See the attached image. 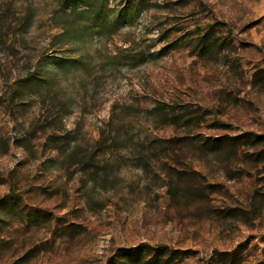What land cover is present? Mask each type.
<instances>
[{"label":"rangeland","instance_id":"1","mask_svg":"<svg viewBox=\"0 0 264 264\" xmlns=\"http://www.w3.org/2000/svg\"><path fill=\"white\" fill-rule=\"evenodd\" d=\"M127 7L0 0V264H264V0Z\"/></svg>","mask_w":264,"mask_h":264},{"label":"trees","instance_id":"2","mask_svg":"<svg viewBox=\"0 0 264 264\" xmlns=\"http://www.w3.org/2000/svg\"><path fill=\"white\" fill-rule=\"evenodd\" d=\"M111 0H65L66 5L69 6H77L81 5L86 7L85 10H87V14L90 16V19L94 25H98L101 28L97 29L95 31V34L97 35H103V30H108V28H111L109 31V34L111 35L117 30V27L119 25V20H127V16H130L128 7L123 9L122 11L118 12V19L111 23L110 21V15L108 14L109 10V3ZM113 11V10H111ZM138 14V13H137ZM110 27H109V26ZM73 31H76L75 29H72ZM66 33V31H65ZM64 34V33H63ZM253 134L249 133L246 135H240L236 137H224L218 140H215L212 142L213 144L209 143V148L216 149L220 148L221 145L226 141L229 142V144H232L234 148H237L240 143L244 141H249L252 138ZM264 142V135L260 137ZM209 142L211 140H208ZM166 246H160L156 248L154 254L150 259H147L146 264H160V263H169L171 257L164 259V256L166 254ZM129 252V251H128ZM127 252V253H128ZM236 252V251H235ZM128 258L131 259L132 262H140L142 259L145 258V250L144 247H139L134 251H131L128 253ZM124 256V255H123ZM174 256V255H173ZM126 257V256H124Z\"/></svg>","mask_w":264,"mask_h":264}]
</instances>
